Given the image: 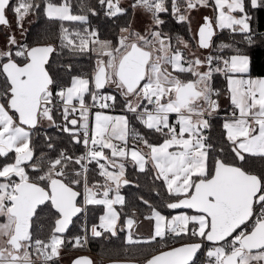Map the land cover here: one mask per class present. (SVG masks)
<instances>
[{"label": "snow or ice", "instance_id": "1", "mask_svg": "<svg viewBox=\"0 0 264 264\" xmlns=\"http://www.w3.org/2000/svg\"><path fill=\"white\" fill-rule=\"evenodd\" d=\"M201 8L212 15L203 17L197 44L216 53L203 57L179 33L162 28V14L190 25ZM129 9L150 16L143 34L131 21L118 26L115 39L89 26V17L101 10L116 19ZM256 9H264V0H130L127 7L123 0H77L75 13L72 0H0V264H56L64 234L89 206H102L103 214L72 238L73 247L85 246L89 231L95 238L125 232L129 246L163 242L171 234L197 239L148 254L142 264H197L205 242L212 244L206 264H264V77H252V58L239 46L257 44ZM41 11L61 23L27 43L25 22ZM226 30L232 38L214 42ZM53 54L94 57L93 67L73 74V64L65 61L53 69ZM217 75L226 80L223 91L215 86ZM222 96L231 110L213 137ZM118 104L121 114H109ZM49 129L84 151L58 148L60 138L48 135ZM40 132L46 150L37 154ZM93 164L101 179L90 180ZM128 167L148 177L152 194L159 197L163 188V208L195 214L165 215L139 196L154 226L147 238L137 236L135 208L131 215L123 212L121 189L132 184ZM45 205L56 214L47 239L33 232ZM123 251L125 258L113 264H138L146 254L140 248ZM73 264L94 261L78 257Z\"/></svg>", "mask_w": 264, "mask_h": 264}, {"label": "trees", "instance_id": "2", "mask_svg": "<svg viewBox=\"0 0 264 264\" xmlns=\"http://www.w3.org/2000/svg\"><path fill=\"white\" fill-rule=\"evenodd\" d=\"M13 4L16 3V0L12 1ZM59 2V0H57ZM93 4L96 3V0H91ZM73 3V11L74 13L77 12V0H72ZM128 4L125 6L127 7ZM11 14V12H10ZM253 28L258 33L257 36V44L256 46L252 48H247L243 43H241L239 46L242 48L243 51H245L248 55L251 56L253 64H252V71L251 75L254 77H264V40L261 39V36L264 35V9H256L253 10ZM12 15V14H11ZM35 21L29 26L27 29V35L25 37V41L27 43H34L37 39L41 37L42 34L49 32V31H57L59 24L61 22L59 21H51L46 18L43 11H41L39 14L34 15ZM133 17L134 12L129 9L127 15L121 16L116 19L108 18L103 16V11H100L99 16H90L89 17V26L93 29H98L102 38H111L115 39L116 32L118 30V26L125 25L129 21H131V27L133 23ZM162 19L166 21V23L162 26L163 31L168 32L171 35H175L176 33H179L180 36L186 40L191 41V33L189 29V24L187 23H177L174 18L171 17L170 14H162ZM66 26H69L70 28H78L83 27L79 24H68L67 22ZM232 37L227 32V30L223 34H218L216 37H214V42H219L221 40H230ZM235 39L237 41L242 40L241 35H236ZM211 52L213 54H216L213 49H211ZM230 53H225V55ZM93 59L94 57H88L83 56L79 58H69L67 54L64 56H58L56 54H53L51 58V64L53 69H59L60 63L62 62H71L73 64V74H79L81 71L90 72L93 67ZM62 72L63 70L60 69ZM67 79V76L65 77ZM215 86L220 88L222 91L226 88V80L222 75H217L215 78ZM104 91L111 92L112 89H105ZM117 107H121L120 104L117 105ZM224 115V111L220 113V115L217 117L216 121L214 122L213 128L211 130V135L213 137L218 136L221 132V121ZM131 118V117H130ZM59 119V117H57ZM132 119V124L135 128H137L141 132H145L146 130L142 127L141 124H139L134 118ZM47 134L53 137L59 136L60 140L57 143V147H68L70 150L74 147L76 153H82L84 151V148L82 146L76 145H68L64 142L68 140V137L66 134H61L55 129H49L47 130ZM149 138L153 141L159 140L158 136H152L151 134H148ZM37 146V154H39L40 151L46 150L45 142H44V133L40 132L35 141ZM51 155L55 156L56 153L52 152ZM5 163V159L0 158V165ZM92 172H90V180L93 179H101L96 174L97 166L95 164L91 165ZM128 179L132 181V184L129 186L123 187L121 189L122 195L126 198V205L123 208V212L127 215H131V209L135 208V216L138 221L140 220H146L145 216H147L150 212V209H148L145 205H143L137 198L139 196H143L145 199H149L152 203H154L159 210L162 211L165 215H176L180 212H186L190 214H195L194 210L190 209H177V210H168L166 208L162 207L163 201L166 200L168 197L164 193L163 188L160 189L161 195L157 197L156 195L152 194L148 188L151 187V185L148 182V177L143 174L139 173L136 169L132 167H128L127 173H126ZM138 184L139 187H136L134 185ZM148 185V187H146ZM90 211L86 215L87 222L86 226L90 229V227L93 224L98 223V217L99 215L103 214V207L102 206H89ZM118 210H121L120 207L117 208ZM56 214L50 209V206L45 205L42 206V210H38V216L39 219L34 220V226H33V232L34 237L39 236L40 238L47 239L50 235L52 226H53V217ZM85 215L81 214L78 217H75L73 220V224L69 227L68 232L64 234L65 240L67 243L63 246L64 251L66 252H83L95 257L100 258L97 262V264H108L112 263L114 260H123L125 258L124 249L126 248H132L133 251H135L137 248L144 249L145 255L138 257V263H142V261L146 258H148V254H155L159 252L157 249L158 244L154 243L151 245H139V246H129L126 243V233L125 232H119L116 237H111L108 235H105L104 237L95 238V237H89L88 239V245L83 247H73L74 241H72V238L77 235L83 234V218ZM125 217L122 216V220ZM38 225H43V231L38 230ZM141 238H147V237H141ZM189 239H197L196 237H167L165 241L161 242V245H163V249L167 250L169 247H177L182 243L188 242ZM68 241H72L69 243ZM208 247H212V244L208 243ZM110 249H117L119 251V255H113L108 250ZM203 251L204 247L202 248L201 252L198 254V260L197 264H204L203 262ZM130 254V253H129ZM105 260V261H104ZM58 260L56 261V264H58Z\"/></svg>", "mask_w": 264, "mask_h": 264}, {"label": "crops", "instance_id": "3", "mask_svg": "<svg viewBox=\"0 0 264 264\" xmlns=\"http://www.w3.org/2000/svg\"><path fill=\"white\" fill-rule=\"evenodd\" d=\"M206 16H211V12L210 10H206ZM32 17V16H31ZM34 22V20L32 21V23ZM31 23V24H32ZM203 23V20H201L200 22H198L196 24V27H192L191 26V23L189 25V29H190V33H191V41L190 42V45H191V50L194 51L196 53L197 56H206L208 55L210 52H211V49L209 50H202V49H199L198 47V44H197V40H198V37L196 36V33L198 31V27ZM30 24V25H31ZM148 26V25H147ZM147 26H145V28L143 29H140L139 32H141L142 34L145 32ZM29 28V27H28ZM132 28H133V23H132ZM134 29V28H133ZM135 30V29H134ZM187 51V50H186ZM253 78H259V77H254L252 76ZM108 92V91H107ZM231 110V106H230V103H229V100L227 99L226 96H222L221 97V112L224 111V113L226 111H230ZM95 111V110H94ZM122 112V108L121 107H116L115 108V111L114 112H110L109 114H121ZM120 207V206H117V208ZM118 210V209H117ZM179 214V213H178ZM190 214V213H188ZM138 221V220H137ZM151 220H140L138 221V224L135 226V228L133 229V231L136 233L137 236L139 237H148L147 236V232L150 230V228L152 227L150 224ZM0 222H3V218H0ZM174 237V236H173ZM64 249L62 247V250H61V254H60V257L58 259V261L62 258V253H63ZM81 255H89V254H81ZM91 256V255H90ZM92 257V256H91ZM98 262V261H97Z\"/></svg>", "mask_w": 264, "mask_h": 264}, {"label": "rangeland", "instance_id": "4", "mask_svg": "<svg viewBox=\"0 0 264 264\" xmlns=\"http://www.w3.org/2000/svg\"><path fill=\"white\" fill-rule=\"evenodd\" d=\"M128 3L126 2L125 4L127 5ZM206 10L207 9L201 8L199 11H194L192 13V15H191V26L192 27H196V24L198 22H200L201 20H203V17L206 16L205 15L207 12ZM208 10H210L211 15H212L211 9H208ZM9 15L11 16L10 12H9ZM13 19H14V17H13ZM33 20L35 21V16L29 17L28 20H26L25 25H24L26 30L28 29V27L30 26V24L32 23ZM149 21H150L149 15L143 14L141 12H135L134 17H133V28L137 31H140V29L145 28V26H147L149 24ZM13 27H15V25H13ZM0 46H2V43H0ZM105 92H107V91H105ZM150 222H151L150 225L152 227L147 232V236L150 235V233L153 229V226H154V221H150ZM134 228H135V226H134ZM163 248L164 247L162 246L161 249H163ZM81 254H84V253L83 252H77V251H74V252L63 251L62 258L59 260L58 264H71L74 259H76L77 257L83 256ZM92 257H93L94 264H97V261L101 260L98 257H95V256H92ZM140 264H142V263H140Z\"/></svg>", "mask_w": 264, "mask_h": 264}, {"label": "built area", "instance_id": "5", "mask_svg": "<svg viewBox=\"0 0 264 264\" xmlns=\"http://www.w3.org/2000/svg\"><path fill=\"white\" fill-rule=\"evenodd\" d=\"M130 0H123V6L125 7L126 6V2L128 3ZM103 16L104 17H106L104 14H103ZM94 110H98V109H94ZM115 111V109L114 110H111L110 112H114ZM87 220V218H86V216L83 218V223H84V225H83V227L86 225V221ZM87 235H88V237H92L91 236V233H90V231L87 233ZM105 235H107V234H105ZM168 237H173L171 234H169V236ZM157 244H158V246H157V249L159 250V251H162V250H164V249H161L162 248V246L163 245H161V242H157ZM88 245V243L85 245V246H87ZM209 247H208V243L207 242H205V244H204V251H203V262H204V264L206 263V250L208 249Z\"/></svg>", "mask_w": 264, "mask_h": 264}, {"label": "water", "instance_id": "6", "mask_svg": "<svg viewBox=\"0 0 264 264\" xmlns=\"http://www.w3.org/2000/svg\"><path fill=\"white\" fill-rule=\"evenodd\" d=\"M13 1V0H12ZM207 243H210L211 244V242H207ZM180 246V245H179ZM178 247V246H177ZM199 254V253H198ZM80 257H89V258H91L92 260H93V257H91L90 255H83V256H80ZM78 258V257H77ZM75 260V259H74ZM73 260V261H74ZM73 261H72V263L71 264H73ZM108 264H113V262L112 263H108ZM139 264V263H138Z\"/></svg>", "mask_w": 264, "mask_h": 264}]
</instances>
